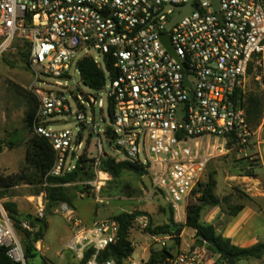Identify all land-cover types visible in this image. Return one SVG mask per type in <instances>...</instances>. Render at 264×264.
Returning <instances> with one entry per match:
<instances>
[{"label":"built area","instance_id":"obj_1","mask_svg":"<svg viewBox=\"0 0 264 264\" xmlns=\"http://www.w3.org/2000/svg\"><path fill=\"white\" fill-rule=\"evenodd\" d=\"M188 5L191 12L173 24ZM19 46L28 51L39 101L34 130L56 153L52 177L75 171L87 151L96 179L86 186L95 195L110 180L100 168L104 158L136 162L180 220L201 202L214 160L234 151L249 157L257 136L248 122L249 96L259 95L264 103V0H220L219 9L211 0H0V61ZM85 58L106 78L87 100L103 109L105 96L111 127L101 131L87 122L83 106L76 114L71 107L70 93L83 83L79 63ZM59 117L76 119L81 131L54 130ZM261 121L263 127L264 110ZM87 132L96 136L95 153L84 140ZM61 209L73 228L66 248L78 264H120L102 258L119 240L118 221L86 225L67 204ZM38 218H44L41 205ZM133 224L147 229L149 219L139 216ZM22 225L33 232L28 221ZM0 247L15 264H28L5 215ZM212 258L207 248L195 245L168 262L211 264ZM147 262L132 256L122 264Z\"/></svg>","mask_w":264,"mask_h":264},{"label":"rangeland","instance_id":"obj_2","mask_svg":"<svg viewBox=\"0 0 264 264\" xmlns=\"http://www.w3.org/2000/svg\"><path fill=\"white\" fill-rule=\"evenodd\" d=\"M71 78L76 81L79 75L73 71ZM74 81L68 82L69 88L72 89L75 86ZM33 83L34 78L27 56L21 55L18 49L3 56L0 61V175L19 174L25 167L28 135L24 131L23 121L26 104L23 98V91L31 92L35 95L32 90ZM94 95L95 93L89 87L80 83L74 95L70 93L71 107L73 113L76 114L82 112L81 106H83L87 122L95 124L97 129L101 131L111 127V120L104 95L105 106L103 109L97 105L91 107L87 100ZM76 98L80 99L81 104ZM63 120L66 121L65 125L54 124L53 129H72L75 133L81 131V126L78 121H75L76 119H73V121L62 117L57 119L60 122ZM21 136L23 141L17 142L16 147L10 148L8 146L13 138L20 140ZM257 137L264 140V126L254 138L253 145L248 151L249 157L234 151L227 156L214 160L210 164L207 177L216 175L218 183L216 194L221 196L222 199L228 196L231 191L230 186L234 187L235 192L243 193L241 186L237 185V181L229 179V177L250 174L248 166L257 165L258 158H256V149L254 147ZM84 138L86 143L91 142L90 150L95 153L96 136L87 132ZM106 150L109 151L107 146ZM257 173L264 175V168L258 169ZM95 179L96 176L93 173V178L91 179L65 186L67 194L72 199V206L67 205L75 211L76 216L86 225L113 219L123 214L141 213V216H147L149 220L153 221L152 228H155L162 226L167 219L172 217V211L169 207L166 208V214L162 212L157 195L152 196V192L145 187L144 177L141 178L132 172H125L118 181H113L110 177L105 188L99 194L91 195L86 185L95 181ZM35 191V188L29 186H20L11 190L9 193L12 196L11 198L0 200V217L5 215L8 218L2 206L5 201L17 203L21 215H32L34 217H39L41 205L44 208L43 219L46 220V232L44 233L43 241L37 246L39 252L36 253V258L31 260L30 264H78L74 254L66 248V244L73 236V228L61 209L63 204L51 206L46 201L45 193L36 196ZM173 215L177 226L185 224L186 211L181 213L180 220L176 219L175 213ZM11 223L24 249L26 235L23 230L17 229L12 221ZM184 230L185 233H182L181 236H174V238H179L178 242L172 240L174 241L170 246L172 255L187 249V246H195L191 242L195 232L188 228ZM37 231V229H33V232ZM166 238V236L152 237L147 233L146 229H142L138 224H133L129 232V239L135 245L134 258H144L148 261L152 249L157 244H166L171 241L169 237L168 239ZM166 264H169V262ZM238 264H246V262L240 261Z\"/></svg>","mask_w":264,"mask_h":264},{"label":"trees","instance_id":"obj_3","mask_svg":"<svg viewBox=\"0 0 264 264\" xmlns=\"http://www.w3.org/2000/svg\"><path fill=\"white\" fill-rule=\"evenodd\" d=\"M26 47H18L21 55L28 57ZM79 70L82 77V82L91 90H101L106 82L105 74L91 58H85L79 63ZM23 98L26 104V111L24 117V131L28 135L27 139V154L25 167L19 174L14 175H0V200L11 198L10 191L20 186H29L35 188V195L40 196L42 193L46 194V201L51 206L60 204H68L72 206V199L67 194L65 186L67 184L76 183L82 180L93 178V170L91 161L86 153L81 156L75 171L63 177H52V171L56 162V153L52 144L45 138L40 137L34 130V123L39 107L37 97L27 91H23ZM264 110L263 100L259 95L251 94L248 99L247 116L248 122L254 131H257L262 125V116ZM111 115V113H110ZM17 137V136H16ZM13 138L8 146L10 148L16 147L17 142H22ZM249 167V166H248ZM254 167L250 165L249 168ZM100 168L108 173L113 181H118L125 172H132L139 177L143 178L148 175V172L136 162H116L110 157L104 158L101 162ZM216 175L209 177L208 184L201 202L196 205H191L186 213V221L183 226H177L174 222V215L167 219L162 226L152 228L153 221L149 220V227L146 229L147 233L152 237L166 236L170 240L179 241V238L174 236H181L185 228L191 229L195 233H201L209 243L208 252L218 257L215 264H226L224 256L227 254L236 256L237 260L256 258L260 259L264 256V244H257L253 247L242 249L232 245L229 239L218 234L215 226L202 223V214L207 207H221L222 200L216 196L217 180ZM88 188V187H87ZM85 192V191H84ZM8 218L14 223L17 229L23 230L26 237V244L24 248L25 257L30 264L31 260L36 258V253L39 252L36 244L43 241L44 231L43 228H38L34 223L29 222L33 229L37 232H29L22 228L20 222V214L17 203L12 201H5L2 204ZM241 207L237 206L230 211V216H236ZM161 210L166 214L167 209L161 207ZM141 216V213L123 214L115 217L114 219L120 224L119 240L115 245H111L103 254V259L114 258L120 264L126 259L132 257L135 253V247L129 239V232L133 226L134 220ZM44 227H46V220ZM90 255H87L89 258ZM172 257L171 249L164 247L162 250L153 248L151 256L147 264H166ZM85 262L81 263L84 264ZM0 264H15L8 256V250L0 247Z\"/></svg>","mask_w":264,"mask_h":264},{"label":"crops","instance_id":"obj_4","mask_svg":"<svg viewBox=\"0 0 264 264\" xmlns=\"http://www.w3.org/2000/svg\"><path fill=\"white\" fill-rule=\"evenodd\" d=\"M261 128L256 131L257 134ZM254 145L258 163L254 167H248L250 174L229 177L237 181L243 193L235 192L234 187L230 186L231 191L225 199L216 194L222 200V206L207 207L202 214V223L215 226L218 234H222L232 245L242 249L264 244V175L257 173L258 169L264 168V140L257 137ZM237 206L242 208L241 211L236 216H230L231 209ZM191 242L196 245L193 237ZM217 261L218 257L213 256L211 264ZM240 261H245L246 264H264V256L260 259L237 260L236 264Z\"/></svg>","mask_w":264,"mask_h":264},{"label":"water","instance_id":"obj_5","mask_svg":"<svg viewBox=\"0 0 264 264\" xmlns=\"http://www.w3.org/2000/svg\"><path fill=\"white\" fill-rule=\"evenodd\" d=\"M211 1L213 2L216 9H219L220 0H211ZM191 9H192V5H188V6L184 7L183 13H180L174 19L173 24L176 23L178 20H180L183 16L189 14L191 12ZM163 40H164L165 44L167 45V47L169 48V50L174 52L173 48L170 45L169 38L165 36V37H163ZM187 84H188V82H187ZM70 121H72V120H70ZM60 124L65 125L66 121H61ZM143 182H144L145 187L147 188L148 191L153 192L157 195V197L159 199V205L164 209L168 208V203H167V200H166L164 194L160 190L154 188L150 177H148V176L144 177ZM25 221L34 223L38 228H43L44 233L46 232V228L44 227V221L42 219H40L38 217H34L32 215H22L20 217V222H25ZM193 239L195 240V243L197 246L205 247V248H209V246H210L209 243L207 242V239L201 233H196ZM173 242L174 241L171 240V241H168L166 244H157L155 246V249L162 250L164 247L170 248V246ZM237 259L238 258L236 256H233L230 254H227L224 256V262L226 264H236Z\"/></svg>","mask_w":264,"mask_h":264}]
</instances>
